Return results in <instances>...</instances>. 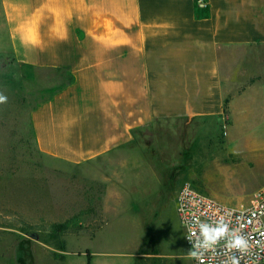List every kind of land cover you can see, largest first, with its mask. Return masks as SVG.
I'll return each mask as SVG.
<instances>
[{"label": "crops", "instance_id": "obj_1", "mask_svg": "<svg viewBox=\"0 0 264 264\" xmlns=\"http://www.w3.org/2000/svg\"><path fill=\"white\" fill-rule=\"evenodd\" d=\"M0 4L18 63L74 77L31 112L39 151L104 183V200L123 181L135 186L136 162H113L134 157L128 149L141 131H167L182 120L227 121L225 139L233 142L264 121V0ZM129 203L148 219V191L131 192ZM142 227L132 264L148 236ZM183 242L186 252L173 255L157 244L161 264H192Z\"/></svg>", "mask_w": 264, "mask_h": 264}, {"label": "rangeland", "instance_id": "obj_2", "mask_svg": "<svg viewBox=\"0 0 264 264\" xmlns=\"http://www.w3.org/2000/svg\"><path fill=\"white\" fill-rule=\"evenodd\" d=\"M67 78L66 71L16 61L0 4V92L8 97L0 104V264H132L147 225L137 264H161L157 244L166 254L186 252L176 213L184 185L235 206L250 205L264 189V121L230 142L227 121L182 120L167 131L138 133L128 149L134 157L122 154L113 162H136L135 186L123 181L104 200V183L46 157L36 145L31 112ZM147 191L144 221L139 206L124 203L131 192L142 197ZM53 223L69 226L57 232Z\"/></svg>", "mask_w": 264, "mask_h": 264}, {"label": "built area", "instance_id": "obj_3", "mask_svg": "<svg viewBox=\"0 0 264 264\" xmlns=\"http://www.w3.org/2000/svg\"><path fill=\"white\" fill-rule=\"evenodd\" d=\"M253 196L250 205L235 206L218 201L190 184L180 189L176 213L184 230L188 255L193 246L188 240L191 232L196 234L193 242L200 235L201 225L218 233L215 243L207 247L197 245L196 250L202 255L199 260L189 255L192 264H264V189ZM237 238L243 241L239 247L235 246Z\"/></svg>", "mask_w": 264, "mask_h": 264}, {"label": "clouds", "instance_id": "obj_4", "mask_svg": "<svg viewBox=\"0 0 264 264\" xmlns=\"http://www.w3.org/2000/svg\"><path fill=\"white\" fill-rule=\"evenodd\" d=\"M7 100H8V97L6 95H4L3 92H0V104L6 103ZM220 234H222V232ZM195 235L196 234L194 232H191V235L188 237V240L193 245L191 249H194V250L190 249L189 255L193 259L199 260L202 254L196 250L197 245L200 244L204 247H207L210 244L215 243L216 239L218 238V233H217V231L210 229L207 225H201L200 226V235L196 236L195 242H193L192 237ZM242 244H243V241L241 239L237 238L235 241V246L239 247Z\"/></svg>", "mask_w": 264, "mask_h": 264}, {"label": "trees", "instance_id": "obj_5", "mask_svg": "<svg viewBox=\"0 0 264 264\" xmlns=\"http://www.w3.org/2000/svg\"><path fill=\"white\" fill-rule=\"evenodd\" d=\"M66 73H67V76H68V78H67L68 80L66 81V83L64 85H62L60 88H58L56 91H54V93L51 96H53L57 91H59L62 88H64L66 85L71 84L73 82V80H74L73 75H71L69 72H66ZM68 226H69L68 223H53V224H51L50 227L54 231L63 232L65 230H67ZM87 255H88V258H89L90 257L89 253Z\"/></svg>", "mask_w": 264, "mask_h": 264}]
</instances>
